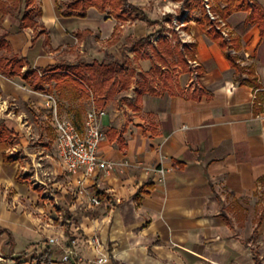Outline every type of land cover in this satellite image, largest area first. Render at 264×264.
<instances>
[{
    "label": "crops",
    "instance_id": "obj_1",
    "mask_svg": "<svg viewBox=\"0 0 264 264\" xmlns=\"http://www.w3.org/2000/svg\"><path fill=\"white\" fill-rule=\"evenodd\" d=\"M70 1L38 0L37 30H20V16L0 11V37L27 60L24 71L62 63H120L128 75V69L135 71L136 81L148 75L152 88L138 96L143 89L133 83L103 108L99 158L113 166L71 174L60 160L56 169L46 150L31 151L25 137L30 125L10 115L17 101L36 108L42 93L0 72V126L11 131V139L0 142V264H98L101 256H106L103 264H258L257 259L264 264V37L259 27L241 36L240 50L229 51L252 71L251 82L241 83L226 52L208 35L210 27L198 21L200 12L187 9L178 16L182 1L129 0L143 16L127 21L96 7L85 17L64 16ZM249 1L264 7V0ZM208 4L211 11L214 1ZM169 15L172 23L165 20ZM248 16L235 12L220 20L219 30L231 40ZM162 28L171 39V28L177 30L182 47L195 49L189 69L178 66L169 81L135 50L137 41ZM29 30L34 33L30 46ZM52 52L64 55L55 58ZM81 100L70 119L81 111L83 124L96 104L83 106L87 102ZM92 198L101 204L93 206ZM50 238L59 244H50ZM70 248L76 256L65 262Z\"/></svg>",
    "mask_w": 264,
    "mask_h": 264
},
{
    "label": "trees",
    "instance_id": "obj_2",
    "mask_svg": "<svg viewBox=\"0 0 264 264\" xmlns=\"http://www.w3.org/2000/svg\"><path fill=\"white\" fill-rule=\"evenodd\" d=\"M178 1L183 2V8L178 16L183 17L187 9L199 11L198 21L205 28L210 27L208 35L226 52L241 83L251 82L252 71L242 67L238 62L239 58L230 54L229 51L233 49L236 51L240 50L241 36L254 26L259 27L261 36L264 37V7L256 1H252L251 4L249 0H213L214 6H212V10L223 18H228L235 12H249L245 23L238 27V36L227 42L222 37L221 31L214 29V22L210 19L208 11L201 0ZM222 5L225 7H222ZM91 7H96L102 13L111 10L114 16L121 21L143 16L140 9L132 5L129 0H71L66 7H62V11L64 16L85 17ZM0 11L4 15L14 14L20 16V30L22 31L28 28L37 30L39 26L38 19L42 15L38 0H0ZM165 20L168 23H172L174 17L169 15L165 17ZM173 36L177 40L175 45L173 39L169 38L162 28L135 43V50L138 56L151 60L156 68L155 70L165 81L171 79V72L176 71L178 66L188 70L189 61L193 60L195 55L193 47L192 50H189L186 46L182 47L177 33L173 32ZM156 37L159 39L154 44L152 40ZM5 49L7 52L0 55V72L10 79L17 77L23 79L31 90L42 94L57 93L61 98H64L67 91L80 90L82 95L92 91L95 95L96 107L103 109L110 101L117 86H120L122 90H126L131 84L127 68L120 63L111 64L114 65L113 69H111L114 77L104 78L99 81L98 75L104 74L102 71V68L106 66L104 64L95 62L93 64L78 63L68 65L62 63L40 71L33 70L30 67L27 71H24V68L29 66L27 60L13 54L10 43L0 37V52ZM164 67H167L168 71H164ZM110 68L108 66L106 70ZM244 74L247 75V79H243ZM144 76L148 78V75L144 74ZM143 91H138V96ZM74 115L76 118L73 121L78 127L82 128L81 111H76ZM10 139L11 131L4 126H0V142H7ZM5 158L6 162H11V157L6 156ZM257 262L261 264L258 259Z\"/></svg>",
    "mask_w": 264,
    "mask_h": 264
},
{
    "label": "rangeland",
    "instance_id": "obj_3",
    "mask_svg": "<svg viewBox=\"0 0 264 264\" xmlns=\"http://www.w3.org/2000/svg\"><path fill=\"white\" fill-rule=\"evenodd\" d=\"M203 2V5L205 7V9L208 11L209 17L210 19L214 22V29H216L217 31L219 30V27L221 25L220 20H223V17H221L219 14H217L214 10L207 8L206 6V0H201ZM212 1V0H211ZM211 5V4H210ZM213 5V4H212ZM211 5V6H212ZM49 7V6H48ZM212 13L213 17H215V20L211 17L210 13ZM172 32L177 33V30H173ZM220 31V30H219ZM228 35H230L228 33ZM34 37V33L32 32V30H29L28 34H26L25 38L27 40L26 45H31V39ZM185 37V36H184ZM222 37L224 38L225 41L229 42L230 38H232V36H225L224 34H222ZM173 39V43L174 45L177 43L176 37L172 36ZM187 39V38H185ZM20 40L23 41V37L21 38L20 36ZM188 40V39H187ZM20 41V42H21ZM21 45V44H20ZM186 48H188L189 50H192L190 45H187ZM231 51V50H230ZM69 54V53H67ZM77 53L74 52L72 53L73 56H77ZM233 56H236L234 52L231 53ZM51 55H55V58H60L64 55V52L62 53H58L55 54L54 52H52ZM50 55V56H51ZM79 55V54H78ZM80 56V55H79ZM238 57V56H236ZM70 59H74V58H70ZM110 66L111 68L109 70H106L107 67ZM106 65L105 67L102 68V71L104 74H100L98 75V79L99 81H102V79L104 78H110V77H114V73L112 72L111 69H113L114 65ZM130 70V74L128 75V77L130 78V82L131 84L129 85V87L126 90H129L132 87L133 83H138L139 88L140 89H149L152 88V84L151 79L144 75L141 76V79H139V81H136L133 79V77L135 76V71H133L132 69H128ZM157 76H160L158 72H156ZM127 77V76H126ZM121 87L117 86L116 89L114 90L112 97L110 100H113L119 93ZM57 98V104H58V116L59 117H71L72 111L73 109H76L78 106V104L80 105V107L82 106V104L78 103V98L82 99L81 102L84 103V101H86L87 103H85L86 106L87 104H89V102H95V95L92 91H88V93L82 95L81 91H67L65 92V97L61 98L58 94L55 95ZM6 98V97H4ZM41 101L38 102L36 108L31 109L29 107H24L23 106V102L22 101H17L16 103V107H14L13 109H11L10 111V115H12L15 119L19 118L24 122H27L30 125V131L31 134L25 136L27 139V142L29 141V144L27 145L28 148L31 149V151L33 152H40L43 153L44 150H46L43 154L46 153H50L51 155V159L53 160L54 163V167H56V169H61V164L59 162V157L57 154V147L56 145L54 146V141L56 139V133H55V129L53 127L54 125V109L51 106L47 105V101L45 99L44 96H41ZM7 101L9 103H13V101L11 99L7 98ZM89 101V102H88ZM1 105H3V99H0V107ZM88 106V105H87ZM75 107V108H73ZM7 114V113H5ZM19 120V121H21ZM2 122V120L0 119V123ZM16 123V121H14ZM21 138L22 136H20L19 133V137L17 139H15V141H17V150H18V155H20V144H21ZM26 148V146H24ZM43 151V152H42ZM38 153L37 157H41L42 154ZM30 164L33 165L32 163V159L30 160ZM43 167L47 168V164H44L43 162ZM53 167V166H51ZM32 172H35L34 168H31ZM41 178H45L46 176H44L43 174H40ZM53 183V182H52Z\"/></svg>",
    "mask_w": 264,
    "mask_h": 264
},
{
    "label": "built area",
    "instance_id": "obj_4",
    "mask_svg": "<svg viewBox=\"0 0 264 264\" xmlns=\"http://www.w3.org/2000/svg\"><path fill=\"white\" fill-rule=\"evenodd\" d=\"M209 1L206 0L207 8H210ZM211 17L215 20L212 13ZM47 101V105L54 109V127L57 132V154L62 165L71 174L84 170L87 175H90L98 168H110L113 163L101 161L99 158V149L101 143L105 139L102 131L101 119L106 114L103 109H98L93 106L86 115L82 128L78 127L75 122L67 117L58 116V104L55 94H42ZM160 172L164 174V170ZM83 185L82 181H79ZM91 204L99 206L101 201L98 198H92ZM50 244H59V239L50 238ZM93 246L99 250L101 246L100 240L95 237L92 240ZM75 241H72V245ZM76 256L73 248H70L63 257V261L68 262L72 257ZM106 261V256H101L98 259V264H103Z\"/></svg>",
    "mask_w": 264,
    "mask_h": 264
}]
</instances>
